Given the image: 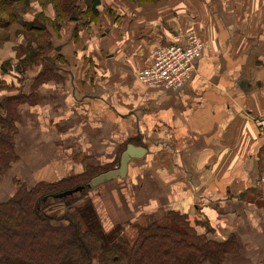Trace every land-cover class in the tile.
Segmentation results:
<instances>
[{"label":"crops","instance_id":"0c3cea01","mask_svg":"<svg viewBox=\"0 0 264 264\" xmlns=\"http://www.w3.org/2000/svg\"><path fill=\"white\" fill-rule=\"evenodd\" d=\"M37 2L26 21L34 12L55 17L51 4ZM105 7L104 33L93 29L84 42L79 18L58 30L47 25L49 65L26 71L16 70L24 58L20 25L0 28V80L15 87L1 91L0 102L19 101L18 159L0 178L10 183L7 198L18 181L119 169L131 148L125 177L86 190L105 233L120 212L131 224L185 217L237 249L224 264H264V0H106ZM191 32L209 49L184 85L143 84L138 72L152 52L185 43Z\"/></svg>","mask_w":264,"mask_h":264},{"label":"trees","instance_id":"16d2710c","mask_svg":"<svg viewBox=\"0 0 264 264\" xmlns=\"http://www.w3.org/2000/svg\"><path fill=\"white\" fill-rule=\"evenodd\" d=\"M46 1L55 4L60 18L76 20L86 13L97 16L101 4L100 0H90L82 9L76 0ZM29 6L30 0H0V27L20 22L24 14L21 8ZM42 16L24 25L36 33L48 34ZM50 46V38L40 45L41 49ZM9 103V98L0 102V178L18 159V116H11ZM16 106L11 104L12 112ZM100 173L91 168L56 183L38 182L32 186L18 181L15 193L0 201V264H118L122 256L128 258V264H224L229 255L238 252L229 244L198 233L185 217L172 215L164 222L152 221L138 227L133 243L127 244L118 230L104 232L86 190L54 198L87 184ZM114 235L118 236L117 242L111 239Z\"/></svg>","mask_w":264,"mask_h":264},{"label":"rangeland","instance_id":"374dc122","mask_svg":"<svg viewBox=\"0 0 264 264\" xmlns=\"http://www.w3.org/2000/svg\"><path fill=\"white\" fill-rule=\"evenodd\" d=\"M35 1H38L37 3H40V4L45 3V2H41L43 0H30V6L28 9H25L23 7L21 8V10L23 11L22 13H24V14L21 17V21L18 22V24L20 25V27L18 28V32L23 34L24 41H23V44L20 45L17 49L19 50L18 55L21 56V54L23 53L24 58L18 62L19 66L16 65V70H18V71L19 70L26 71L29 68H31L32 66H39V65L40 66L41 65L47 66V65H49V62H46L45 60H43L41 58V56H39V55H43L44 57L45 56L47 57L48 54L52 53V51H51L52 49H46L45 47H43L45 49H41V47H40V45L45 44V41L48 38H50V40H51V35L49 33L48 34L47 33H36L35 31H31L29 27H26L24 25V23H32L33 21H35V18H37V15L39 16V14H42L44 16V17L43 16L42 17L44 18V20H46V25L51 24L54 27V29H56V30H58L59 27L62 26V24L66 25L67 27L72 25L71 21L68 18L62 19L59 17V14L57 12L55 4L48 2L46 0H45L46 3L51 4L54 7L55 17L52 19V18L47 17L43 12H34L33 13L34 19L32 21H29V22L26 21V19H28V18H26L27 13L33 12L31 9H32V4ZM102 1H103V9L100 11V13L97 16H93L90 13H88V14L86 13L85 15H81L79 17L78 26H80L79 28H82L81 40L83 42L85 40H88L89 38H91V35H92L91 30H93V29H97L96 35H100L101 33H104V28L107 24L106 16L111 13V10H110V8L105 7L106 0H102ZM89 2H90V0H76V3L82 9H86V7H88L87 5ZM37 3H35V4H37ZM20 6H23V5H20ZM3 19H7V18L5 17ZM82 24L86 25V26L82 27L83 26ZM12 25L17 26V24H9L7 26H3L0 28L6 29L8 27H11ZM5 34L6 33L2 34L3 38L5 37ZM51 47L52 46H50V48ZM38 50H39V52H37ZM35 52L38 53L37 57L34 56L36 54ZM18 60H20V59H18ZM10 66H11V64L9 62H4L1 64V67L3 69L6 67L10 68ZM11 89H15L14 85H8L3 79L0 80V92L3 90H11ZM11 102L13 104H16L17 106L19 105L18 100H12ZM12 103H9V105H8L9 109H10V114L13 117H17L18 116V111H17L18 107L16 106L14 111L12 112V109L10 107ZM9 187H10V183L8 182L7 179L0 183V201H4L7 199L8 196H6V195L9 194L8 193ZM108 198L109 197H107V199ZM104 203H105V200H104ZM104 209H105V205H104ZM113 217H114L113 218V220H114L113 224L114 225L116 224V225L114 227H112L113 228L112 230L116 229L119 231L120 234H123L127 238L125 240V241H127V244H129V241H130V243H133V241L137 235L136 234L137 228L145 225L143 223H139L138 220L134 221V223L131 224L129 222L128 212H120L118 215L113 216ZM174 221L179 222L181 224V221L178 219H175ZM127 226H129V227H127ZM116 235H118V234L116 233ZM116 235H114V238L111 237V239L118 238V236H116ZM119 241L123 242V240H121V239H119ZM105 242H107V241L105 240ZM105 263H106V261H105ZM107 264H114V263L109 261ZM118 264H128V258L127 257L124 258L122 256Z\"/></svg>","mask_w":264,"mask_h":264},{"label":"built area","instance_id":"2783aa9c","mask_svg":"<svg viewBox=\"0 0 264 264\" xmlns=\"http://www.w3.org/2000/svg\"><path fill=\"white\" fill-rule=\"evenodd\" d=\"M185 43H169L157 47L151 54V64L138 72L139 80L149 86H162L177 90L190 78L195 70V61L209 43L191 32L185 35ZM264 126V119L259 120ZM260 185L264 190V173L260 177Z\"/></svg>","mask_w":264,"mask_h":264},{"label":"water","instance_id":"95a60500","mask_svg":"<svg viewBox=\"0 0 264 264\" xmlns=\"http://www.w3.org/2000/svg\"><path fill=\"white\" fill-rule=\"evenodd\" d=\"M131 149V148H130ZM128 149L123 155L121 160V167L119 169L109 170L103 173H100L93 177L87 184L83 186H77L74 189L67 190L60 194L54 195V198H64L68 196H73L74 194L80 193L84 190H89L95 187H98L102 184H105L109 180H112L118 176L125 177V173L127 170V163L130 160V156L132 155L131 150Z\"/></svg>","mask_w":264,"mask_h":264}]
</instances>
